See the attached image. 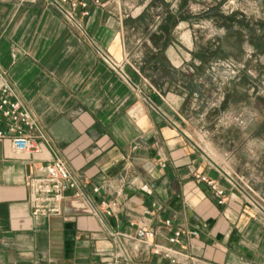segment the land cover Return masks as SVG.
<instances>
[{
    "label": "crops",
    "instance_id": "obj_1",
    "mask_svg": "<svg viewBox=\"0 0 264 264\" xmlns=\"http://www.w3.org/2000/svg\"><path fill=\"white\" fill-rule=\"evenodd\" d=\"M87 2L89 15L71 19L55 0H0V68L38 144L19 153L0 138V264H264V193L212 163L182 127L187 74L175 78L180 90L166 88L183 47L138 42L137 17L122 16L119 0ZM57 157L81 193L67 192L56 214L35 213L30 179ZM196 171L220 180L225 204ZM174 226L186 231L177 252L147 247L145 231L170 246Z\"/></svg>",
    "mask_w": 264,
    "mask_h": 264
},
{
    "label": "rangeland",
    "instance_id": "obj_2",
    "mask_svg": "<svg viewBox=\"0 0 264 264\" xmlns=\"http://www.w3.org/2000/svg\"><path fill=\"white\" fill-rule=\"evenodd\" d=\"M119 2L122 16L137 17L130 30L138 42L162 36L183 47L180 72L165 69L164 76L173 80L167 90H180L175 78L187 74L177 116L191 140L220 169L264 193V0Z\"/></svg>",
    "mask_w": 264,
    "mask_h": 264
},
{
    "label": "built area",
    "instance_id": "obj_3",
    "mask_svg": "<svg viewBox=\"0 0 264 264\" xmlns=\"http://www.w3.org/2000/svg\"><path fill=\"white\" fill-rule=\"evenodd\" d=\"M99 3V0H94ZM58 9L66 17L71 19L79 15L88 14L87 0H55ZM35 125V119L32 117L28 108H26L17 98L16 91L9 83L4 71L0 68V138H7L13 150L19 153H27L30 150L37 149L35 137L28 132L29 128ZM40 176H32L30 186L32 189L31 201L33 203V211L35 213H51L56 214L59 210V201L67 192L74 190L77 194L81 193V187L73 173L70 172L63 159L55 158L50 162L43 163L37 167ZM194 177L200 182L207 185L212 197L216 199L219 205L225 204L226 190L219 179L213 178L208 174L196 171ZM97 191L98 188H95ZM105 212L111 214L113 212L112 203L101 200ZM165 226L173 223V218L169 217L163 221ZM157 233L156 229L145 231L146 245L154 253L159 254L163 251L165 256L170 253L177 252L171 247L175 244H181V238L186 231L181 226H174L170 235L166 237L170 246H165L160 240L152 241ZM193 235H197V230H192ZM151 238V239H149ZM138 250V247H137ZM176 260L175 256L172 262ZM113 264V263H108Z\"/></svg>",
    "mask_w": 264,
    "mask_h": 264
}]
</instances>
